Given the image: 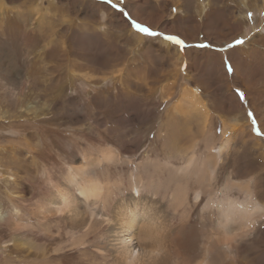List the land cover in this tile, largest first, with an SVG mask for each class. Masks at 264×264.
I'll use <instances>...</instances> for the list:
<instances>
[{
	"label": "rangeland",
	"instance_id": "rangeland-1",
	"mask_svg": "<svg viewBox=\"0 0 264 264\" xmlns=\"http://www.w3.org/2000/svg\"><path fill=\"white\" fill-rule=\"evenodd\" d=\"M22 1L0 0V264L19 244L31 258H51L36 264H112L116 222L108 206L97 212L103 217L84 238L83 254V228H70L67 214L41 212L55 190L76 195L66 185L69 168L85 169V181L101 185L111 206L131 211L129 177L145 182L153 167L163 174L152 182L164 186L172 178L184 198L170 203V181L165 198L158 190L153 200V189L143 188L141 199L154 225L158 217L162 239L181 228L180 264H198L201 235L216 228L232 248L226 256L225 247L214 246L215 264H264V0ZM171 141L183 157L194 153L206 182L213 174V196L208 183L171 173ZM184 161L170 159L178 167ZM208 198L249 205L251 227L240 229L242 221L231 217L220 227L215 208L203 209ZM164 248L172 249L170 241Z\"/></svg>",
	"mask_w": 264,
	"mask_h": 264
},
{
	"label": "bare ground",
	"instance_id": "bare-ground-1",
	"mask_svg": "<svg viewBox=\"0 0 264 264\" xmlns=\"http://www.w3.org/2000/svg\"><path fill=\"white\" fill-rule=\"evenodd\" d=\"M26 3H27V1L24 0V1H22L21 4H24L22 6H26ZM29 4L31 5V3H29ZM85 5H86V3H85ZM96 6H98V5H96ZM0 7H2V5ZM2 11H4V10H2V8H1L0 9V12H1L0 13V18L1 19H2ZM64 20H65V18H64ZM69 20H72V19H69ZM138 24H139V22H138ZM122 26H124V25H122ZM72 27H74V26H72ZM85 28H86L87 31H90V32H93L94 29H95L93 26L92 27L91 26H87ZM124 31H125V29H124ZM104 33H107V32H104ZM132 33H135V32L132 31ZM127 34H129V33H127ZM138 36H139V38L142 39V35H140V33H137V37ZM76 37H78V36H76ZM72 38H73V35H72ZM27 42L28 41H26V43ZM141 42H142V40L139 41V43H141ZM37 44H38V42H37ZM16 49H15V51H16ZM257 55H258L257 52H255V55H252V56L255 59H257ZM260 59H262L261 69L264 70V55H261ZM1 61H2V50H0V62ZM85 62H87V61H85ZM250 69H251L250 67H247L248 72H249ZM33 81L34 80L31 79V81L28 84L29 87L33 85V83H34ZM248 81H250V80H248ZM259 81H260L259 83L261 85V88L264 89V77L260 78ZM244 82H245V80H244ZM244 87H245V90L248 89V86L246 84H244ZM190 94H192V93H190ZM263 94H264V91H263ZM253 95H255V94H253ZM192 97H193V95H192ZM263 100H264V98L262 99V101ZM260 114H262V113H260ZM173 127L175 128L176 126H173ZM167 129H169V128H167ZM169 131H171V128H170ZM168 132H166L167 133L166 135L164 134L166 136V138H168L166 140L170 139V135L171 134H169V133H171V132H169V133ZM167 144H168L169 147L166 146ZM167 144L166 145L164 144V146H166L167 148H170L172 146V148H171L172 152L171 153L173 155L172 156H168L167 160H166V164L169 167H171V169H172L171 173H175L179 178L182 177V178L185 179V177H187V179L185 180L186 183L187 182H191L192 180L195 183V185H198V186H200L201 184H207L208 183V185H206V187L208 188L207 193H208V195L210 194L211 196H213L214 195V190L210 186V183L213 180V174L210 175L211 177L209 178V182H206V179H205L206 176L202 175L199 172L200 170L198 171L199 167L196 166L197 162L194 159V155H193L194 153H191V155L188 158H185L186 156L183 157V155H182L183 149L181 147H177L178 143H177V145H175L171 141V142H167ZM170 159L177 160V161H182L183 159H185V161H184L183 166L178 167V166H175V164H172L170 162ZM207 162H208V160H207ZM153 168L155 169V171H154ZM153 168H152L153 169V173H149L148 177H146V181L145 182L140 178V175H138V174L130 175V177H129V185L128 186L131 189V195H132L131 199H130L131 200V206H132V210L131 211H129L128 209L123 208V207L120 208L119 204L111 206V204H110V194L109 193H104L103 192V187L101 185H99L98 183H92V182L85 181V169H83V172H81L80 170H78L79 168L78 169L69 168V173L67 174V177L65 179L66 180V185L68 187H70V188L71 187H75L76 192H77L76 195L78 196L77 199H79V198L81 199V202H80L81 206L79 205L78 202H76V198L74 197V196H76L75 194L71 195L70 192H68L66 189L64 190V189L60 188V190H62V191L55 190V194H56V195H54L55 197H52L51 199L47 200V203H46L47 206L46 207L44 206L45 208L43 209V212H41V213L49 215V216L51 215L52 217H53V215L55 216V214L57 216L66 215L67 214V218H68V221H69V227L70 228H72V229L83 228L84 234L80 236L79 242H78L79 243L78 245L81 248L79 253L83 254V253H86L88 251V249L85 248L86 244L84 242V238L86 239L88 234L92 233L91 230H92V227H93L94 223L98 219H101L103 217V215H100L97 212H100V211L102 212L103 207H105V205H106V206L109 207V209H110V211L112 213V220L114 219L115 222H116V224H115L116 225V230H115V232H113V234H112V236H111V238L109 240V245H108L109 250L111 251L112 256H113L112 264H168V262H170L171 264H180V262H179L180 253L178 251L177 245H179V243L182 242L180 240L181 228H179L177 231H173L172 234H170V236L168 238H163L162 239V236L157 233L158 217L155 218V225H154V217H153V214H152V211H151L152 209L150 208L148 210V208L146 207L145 203H143L141 201V199H143V197H142L143 188H147V189L151 188V189H153L151 191V198L153 200H155L156 197L159 195L158 194V190H161L163 192L162 198H165L166 194L168 195V185L167 184L170 183V181L172 182V185L175 187V191L173 190L172 194L177 195V196H175V195H170L169 194L170 195L169 196L170 203L174 204L176 202H181V201L184 200V198H183V196H180V192H179V189H178V186H177L178 184H177L176 180H174L172 178H171L170 181H168L167 179L166 180L164 179L165 180L164 181V186L163 185L157 186V183L160 181V177H161V175L163 173L158 171L155 167H153ZM171 173H170V175H171ZM154 176L158 180V182L156 184H154V182H152V181H154ZM168 179H170V178H168ZM54 186H53V188H54ZM57 186H55V187H57ZM170 188H172V187H170ZM151 189H149V190H151ZM198 189L200 190V187ZM198 189H196V192H194V197H193L194 203H198V201L200 199L201 192L198 191ZM92 199L95 200V207H91L90 206ZM208 199L209 200L205 204L203 209H205V210L206 209H208V210H212L213 209L214 210V208H215L214 211H217V213L219 214L220 227L222 225L221 221L222 220H228L230 217H231L230 220L238 218V219H240L242 221V224H240V226H239L240 229L246 230V228L251 227L250 222L252 220V209L249 207V205L242 204L241 202L239 203L237 201H229V200H222L221 202L216 204V203L212 202V198H208ZM143 201H144V199H143ZM73 202H74V204H73ZM147 205L150 206V204H147ZM82 208L84 209V211H81ZM208 210H206V212ZM16 214H18V213H16ZM85 215H87V217ZM257 216H258V214H257ZM15 217L16 216H14V218ZM64 217H66V216H64ZM42 218L44 219L45 217H42ZM83 219L86 221L85 223H83L84 222ZM105 219L109 220V218H107V217H105ZM42 222H44V221H42ZM253 222H254V220H253ZM16 226H18V225H15V227ZM72 231L73 230H71L70 232H72ZM47 232H50V231L47 230ZM214 233L215 234L210 233L208 235L207 234L201 235L202 236V242L204 244L202 245V248H201V256H200L201 259L198 262V264H215L216 257L213 256L211 252L214 251L213 249H214V246H216V245H220V246H223V248L224 247L226 248V256H228L229 252H231V251H229L232 248L231 239L228 238L227 235L220 228H216ZM215 235L218 236L216 239H214L216 237ZM50 236H51V233H49L47 235L46 239H48L50 242H52V239H51ZM235 236H237V235H235ZM170 237H171V240H169ZM29 240L32 241V242H37V238H35L34 235H32ZM168 241H170V244H171V247H172V249H169V250L164 248ZM30 247L32 249H34L35 251H37L38 253H39V251H41L39 249L38 245H32L31 244ZM28 249L29 248H25L23 245L19 244V245L13 246V248H10L8 250L10 252L9 255L5 254V251L2 250V255L5 254L4 263L5 264H13L15 262V264H36L37 262H40L41 260L45 261V262H46V259L51 260V258H49V257L46 258L44 253L41 254V259H39V260H38L39 255L38 256L35 255L33 258H31L30 255H29V250ZM45 251H47V250L45 249ZM52 252H57V249L56 248L53 249ZM12 253H16V257L18 258V260H12V257H10ZM192 253L195 254V252L193 250L190 251V254H192ZM98 255H100V258L102 260H105L107 258V256H105L101 252L98 253ZM237 255H238V253H237ZM247 261H249V260H247ZM103 263H105V262L103 261ZM107 263H110V262H107Z\"/></svg>",
	"mask_w": 264,
	"mask_h": 264
}]
</instances>
